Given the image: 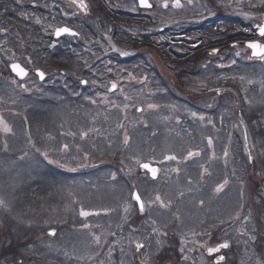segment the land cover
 Returning a JSON list of instances; mask_svg holds the SVG:
<instances>
[{
  "label": "rangeland",
  "instance_id": "obj_1",
  "mask_svg": "<svg viewBox=\"0 0 264 264\" xmlns=\"http://www.w3.org/2000/svg\"><path fill=\"white\" fill-rule=\"evenodd\" d=\"M164 1H169L171 3L177 2V0H159V5H161ZM211 2V6H209L210 3L208 2V0H179L180 7L178 9L169 11V17L167 15H162L159 17L160 20L165 21L160 25L167 26L166 22L175 24L170 26V31H167V35L165 36L164 34L157 35V33H151L156 35L155 38H151V36L149 35H142L143 37L140 38L139 41L134 37L136 41L124 43L122 40H116L112 43L109 38V32L103 30L94 32V34L98 36V38L104 40V43L100 44L107 45L109 49V51L107 52L110 59L116 60V62L120 63V58H126L134 54L139 59L133 63H141V61L150 63V67H152L151 71L153 72L154 76L157 77L153 78V75L149 71H147L145 73L146 76L143 75L141 78H138L133 73L128 72L130 71L128 67H131V65H133L131 63L125 65V67L122 66L119 70H111V68L106 69V64L104 65V67H102V65L100 64L92 67L87 63V67H91L92 69L91 72L96 74L102 71L104 75L98 76L96 74L98 78H95L98 79V83L95 80L91 79L90 83L92 87H94V89L91 91L90 96H85V98L88 100V103L86 104L87 107L80 109L76 102L78 115L76 117V120L74 121L75 125H78L79 118L85 117L89 121L90 128H96L95 126L100 122V117L104 118L102 121L104 126L103 128L110 131V134L115 136L113 140L109 141L110 147L115 143L120 146V152L126 153V155L131 158V161L125 162L124 166L129 167L132 171L140 173V168L138 167V163L140 161L137 160L138 156L136 154L148 157L147 154L148 152H150L148 148L145 149L142 147V133L136 134L135 137L133 135L134 131L137 129H144L146 127H149L150 125L158 123H160L162 126L163 123H168L169 126H172L171 121L176 120L178 114V117L181 118L187 116V112L189 118L198 120V124L197 126H194V133H187L184 136V134L180 135L177 132V135L174 138V142L180 141L182 142V145H184L185 138L189 139L190 136L198 133L201 125H203V128L206 131V133L204 132L205 136H211L209 138L207 137L208 150L212 147L217 149L218 144L215 141L220 142L222 140L221 138L223 137L225 129L228 130L229 134L227 137V143H230L231 140L235 139L233 136H231V133H233L232 129L227 127L229 119L226 108L233 104L232 97H234L235 92L233 91L231 95L225 94L221 97H218L215 95V91H213V95L211 94L210 96L206 97V94L204 93L207 90H212L211 87H213L214 85L213 82L210 84L211 87L207 86V83L199 84L198 88L200 92H198V90H190L192 96L194 97L188 99L190 105L181 111L175 110L171 105H168L166 107L156 105L143 106L138 103L139 100L142 99V95H144V93L140 92L139 85H145L143 87V90L148 89L147 86L150 83L149 78H151L152 82L160 81V83L169 92H171L173 95L178 96V99H182L184 95L183 92L187 88L183 90H180L178 88L177 75L168 69V67L163 62L162 55L160 53L161 50H166L167 54L172 53L187 55L189 50H187L186 48L192 49L194 48L193 46L195 42H197L201 38L203 40V33L201 32V21L203 19L201 18L205 17L204 19H207L215 16V14H212L211 12H206L205 14H203L207 9L216 8L217 2L215 3L214 0H211ZM183 12H191L189 13L188 18L191 19L192 23L191 21H189L188 25L177 26L175 17L179 13ZM242 18L247 19V17ZM3 29H6L5 22H3V25L0 27V31ZM182 30L184 32H180ZM8 32L10 34L21 33H17L15 31ZM46 35H48V33H46ZM144 41H147V43H144ZM26 43L30 44V41H26ZM11 44H15L16 48H18V46L22 43L12 42ZM54 52L60 53L59 56L61 55V49L55 48L51 51L50 54H47L46 56L53 57ZM96 53L97 50L93 52V55L95 56ZM101 55L102 53L99 51L97 53V57H101ZM15 58L16 55L13 53V50L10 49V44L2 42V39L0 38V76H2V78H0V81L7 84L5 89L9 87L14 92H21L23 95L26 94L29 96H31L33 93H38L43 89H46L45 86L40 85L37 82V79L34 76H31L28 80H25L21 83H18L15 79H13L12 76L8 74L9 72L7 69V64L15 60ZM60 59L61 58H59L57 62H59ZM218 61L222 65V60L218 59ZM82 66L86 68L85 65ZM98 70L100 71L98 72ZM187 80L188 79H186V83H183L184 86L188 85ZM218 80L222 81L220 79ZM243 80H241V82H238V84H236L234 81H227V83L232 88L238 90V94L236 95L237 98H235V100L238 102L237 104L239 107V109L237 108V111L242 110L244 107L245 109L250 111L249 115L242 113L239 116L241 117V120L245 125V134L240 129L238 124H236V132L239 133V137L237 139H245L246 143L250 145L249 147L252 148V163L249 164V157L242 154L241 150L238 148V144H234V146L232 147L233 159L231 160V162L235 163L236 165L234 164L235 166H233L228 161H225L223 163L228 164L227 170L229 172H227V174H229L232 178H238L240 177L238 175H240L241 173L243 175L250 171L254 172L256 176L261 178L262 182L259 189V192L261 193L259 195L262 198V201H258V199L254 195L250 194V192L253 193L254 191L253 187L250 185V182H237L232 178L228 179L224 172H222L221 175L217 174V172H214L218 176H216L215 179H212V173L207 172L209 171L210 164H208V169L204 172L206 173L205 178L203 175H201V173L198 174L188 172L191 167H195V162H198L200 160L197 158L195 159V162L194 160L191 161V165L185 166L184 163H182L181 160L178 159L182 157L184 150L188 155L190 152L193 153V155L189 156V158L198 156V152L194 150L196 148L198 149L200 146H198V144L195 146H187L186 144L191 140L190 138L187 142H185V149L183 150L180 148V145L173 144L172 139L167 137L164 140L165 142L161 141V144H154V158H156L158 152L159 155L160 153L164 154L163 159L160 161L164 169L161 176H159L158 181H149L145 179L144 176H140L141 181L139 182V184L144 186L157 185L159 183H165L166 185H168V189L166 190L165 188L163 189L160 187L161 191L165 192L164 195L165 198H167L166 201H162L161 198L160 200H157V196L152 201L148 199L149 215L146 214V218L148 219L145 222L149 227L153 228V231L155 233H158L159 248L168 247L167 244L170 242V240H166L167 234L210 233L214 231V223L206 225V223L210 222L211 220L219 222L221 224V227L219 229H222L223 232H227L229 228L224 229L226 227L225 224L229 225L231 219H244L242 224L245 225H241L238 229V232L246 234L252 226L247 224V222H249L248 219L250 215V219L252 222L256 221L255 216H260L261 220L264 219V198L262 197V195L264 194V128L259 127L260 122L258 117L256 116L257 114L263 113L264 100L262 97L257 95L260 94L259 92L254 93V91L252 90L259 89L256 81L255 83H253L247 79ZM58 83L59 77L56 76L54 77V82L52 85H56ZM109 85H115L112 91L113 93L109 91ZM229 86H227V88H229ZM144 92L148 93L147 91ZM71 98L72 96H68L66 100H71ZM10 100H12V102L7 103L5 101L4 104L11 108L17 105L18 99L16 97H12ZM59 101L61 100L58 97V92L56 91L53 111H51V114H47L46 116H44V119H39L40 115L38 110L33 111L32 123H34L30 127V129L25 127V124L30 123L28 119L25 120V122H27L25 124L18 120L15 127V118L13 123L12 118L10 120L9 118L6 119L3 112H0V226L4 229V231L6 228L5 226H8L6 231L12 232L13 230H15V228L12 227H17L16 222H13L16 219L20 220L22 223L27 222L25 219L17 215L14 216V219L10 218V216H13L14 213L12 210H16L19 212H21L22 210V207L17 204V201L22 198L21 191H26L29 194L32 191L37 192L38 197L40 198L39 200L37 199L38 209L40 205L44 206L47 204V202H49L50 206H53L50 201V197L55 200L53 201V203L55 204H62L66 200V202L71 203L75 200L76 196H79V194H81L86 199L92 197L93 189L90 187V183L86 184L85 182H82V180L77 179L73 183L69 182L67 185L65 183H60V178H58L57 176V173L60 171L57 172L55 168H60V170H63L65 172L76 171L78 169L76 167L73 168L72 166H69L70 163H67L64 159L65 156L73 155L71 154V152L72 150H75V148L70 144H67V140H65L62 145L59 144L62 138L57 137L56 139H54L55 132L52 133L51 139H47V136L44 135V131L48 128L53 129V131H58L59 129H61V125L58 119L61 117V115L66 114L64 113V107H67L68 109V116H70L71 113L75 111L70 103H64L61 101L63 104H60ZM219 105H226V107H220L217 109L216 107ZM197 109H199V111L201 112L195 113ZM182 123L184 124L176 122L177 125L180 124V126H178L179 128H184L187 125L185 121ZM224 125H226V127H223ZM5 126H7V128L9 129L8 131L4 130ZM255 126L262 128L263 130L254 128ZM35 127H37V129H35ZM151 128L154 129V126H151ZM75 129V131H81V133L85 130L80 125ZM252 129L262 133H257L260 137L262 136L261 140H259L257 137H253ZM221 132H223V134ZM95 135H100V130L96 131ZM125 137L128 138L127 143H125ZM155 138L156 137H153L150 141L155 140ZM193 140L195 143L199 142V139ZM44 141L48 143L46 146L47 157L44 160L46 164L50 166L48 171L42 166L43 162L37 155L38 149L36 148V145L39 146L41 143H44ZM209 141H211V144H209ZM49 142H51L52 144H50ZM132 146H134L135 148V154L131 153ZM215 149H212L213 155H217ZM109 151H111V148L109 149ZM39 152H44L42 150V146H39ZM224 155H222L221 157H224ZM167 157H175V159H167ZM84 163H86V161H84ZM112 164L114 165V167H110L111 175L108 177H106L105 175L101 176L98 184V187L107 185L113 186L111 188V191H113L114 186L117 185V181L115 180L118 179V176L115 175V169L116 167H119V165H121V162L119 160H116ZM221 164V162L216 163V169L218 171L222 170ZM112 169L114 170L112 171ZM55 171L57 173H55ZM184 174L187 175V181H183L185 179ZM214 177L215 176H213V178ZM81 178L84 179L83 177ZM102 178L103 180L105 179V181L107 178V184L103 183ZM222 179L224 180L222 181ZM240 180L242 179H239L238 181ZM225 181H227V183H225ZM96 182L98 183V177L94 182H91V184L96 185ZM230 183L233 184L230 185ZM220 185H223V188L219 192H217L216 189ZM213 188L215 189L213 190ZM150 189L152 190V187H150ZM61 190L64 192L63 197L61 194ZM208 190L213 191L211 195L212 197H210L209 195L206 197ZM239 192L240 199H238ZM148 196H150V194H148L147 197ZM214 197L218 200L219 204L214 202ZM30 198H36V193L35 195L30 196ZM6 199H8L10 205H5ZM204 200L206 201V208L204 207ZM231 201H233V203H231ZM162 204L163 206H161ZM230 207H234L237 210L234 213L229 214L226 209ZM3 208L5 210H3ZM127 208L128 210L126 212L130 213L131 208L129 209V206H127ZM124 209H126V207H124ZM154 210H157V214L159 215V217H157L158 219L150 218V212ZM126 212L124 213L122 219L127 218ZM169 213L171 214L169 215ZM182 217L187 221L190 220V224L196 223V225L191 227L185 226L184 219ZM153 222L157 225V230L156 225ZM246 225L248 226V228ZM105 227L106 222L100 221L92 226L91 230H95L93 233H91L90 227L88 225L87 227L83 226L81 228V230L83 229V232L86 234V236L90 238V240L88 241L90 244L87 243V239L85 237H81L78 240V243L74 242L70 245L71 250H69V253H71V255H79L83 251L84 254H81L77 257L78 260H80V264L83 262L86 264H101L100 260L108 264L109 262L107 261V258L105 256H103L102 254H100L101 256L99 257L96 256V254H98L99 252L98 249L96 251L92 249H96L95 247L109 250L122 248V246H125V243L127 241V243L133 241V238L131 239L128 237L125 240V237L130 235L121 236L119 234V240L114 236L112 238L115 239L114 242H112L111 240L107 242V236H103V234H105ZM255 228H259L262 231L263 226L255 224ZM38 230V227H32V230L30 232V235L32 236V238H30L31 240H38L35 236V231L37 232ZM256 231L259 232V230ZM100 232L101 234L99 235ZM64 242L67 245L70 244V241ZM87 250H89V252H85ZM247 257L248 253L245 247L242 246L241 251L237 256L238 264H249L250 261L248 262Z\"/></svg>",
  "mask_w": 264,
  "mask_h": 264
},
{
  "label": "trees",
  "instance_id": "obj_2",
  "mask_svg": "<svg viewBox=\"0 0 264 264\" xmlns=\"http://www.w3.org/2000/svg\"><path fill=\"white\" fill-rule=\"evenodd\" d=\"M191 12H183L179 13L175 18L177 20L176 25L177 26H184L188 25V22L190 21V18H188V15ZM7 18H4V20ZM3 20H0V24L3 25ZM161 22V21H159ZM1 27V26H0ZM6 29L8 28L7 25H5ZM5 31L9 33L7 30ZM145 31L139 30L136 32H129V31H120V33H115L113 34V38L116 41H121L123 38V42H132L136 41L135 38L139 39L142 38V35H149L151 38H155V34L151 33H143ZM17 33H19V30H17ZM23 33V32H21ZM16 34V38L19 42H26L29 41L31 38L30 37L32 34H26L27 32L23 34ZM157 35H161V32L157 31ZM0 34L2 35L1 31ZM13 35V34H10ZM122 38H120V36ZM30 37L29 39L27 37ZM80 37V35H78ZM135 37V38H134ZM153 41V40H152ZM144 43H147V41H144ZM159 45V44H158ZM80 47V45L78 46ZM213 47V44H207V48L204 45H201V47L198 48H186L189 50L187 55L184 54H172L168 53L167 51L161 50V55H162V60L165 63V65L168 67L169 70L174 72L177 75L178 82L177 86L180 90H183L186 92V94L183 95L182 99H178L176 95H173L171 92H169L161 83L160 81L158 82H152L151 78H149V85L147 86L148 89L143 90V87L145 85H139L140 92L144 93L142 95V99L139 100L138 103H140L143 106H149V105H156V106H161V107H166L168 105L173 106L175 110H184L187 106L190 105L188 99L193 98L192 94L190 93V90H199L198 85L199 84H204L208 83L209 81L212 82V80L216 79L218 80L219 77V71L218 70H213L206 75L207 77L204 78L202 76V61L204 60V57L206 55L205 49H210ZM30 51V57H31V63L33 64V61L35 62V57L34 56V48L33 47H28ZM10 49L17 52L18 48H16L15 44H10ZM75 50V48H74ZM191 50V52H190ZM74 52L77 51H72L70 49H65L64 50V58H61L59 62H57L58 58L50 59V57L45 56L44 59L42 60V63L39 67L47 70L49 73L57 72V73H66L67 80H72L73 78H79L80 76H85L84 66H82V60H80L77 64L74 63L72 55H75ZM81 53V52H79ZM106 56H108V52L105 53ZM21 57L23 55L21 54ZM141 57V56H139ZM110 58V57H108ZM139 58H137L135 55L132 57H129L125 60H121V62H116V60L110 61V68L113 70H119L122 66L125 67V65L131 63V67H128L130 73H133L136 75L138 78H141L143 75L146 76V72L149 71L152 75L153 78H157L154 76L152 70V67H150V63H146L145 61L136 62ZM38 60V58H37ZM39 61V60H38ZM84 61V60H83ZM92 63V60H89ZM27 63V62H26ZM25 63V64H26ZM43 64L45 66H43ZM104 65H102L103 67ZM216 67V66H212ZM100 70H98L99 72ZM104 73L100 71V75L102 76ZM211 76V77H208ZM186 79L188 82L187 86H184L183 83H186ZM207 79V80H206ZM61 81H63L62 78H59V83L43 89L41 92L38 93H33L31 96L22 94L21 92H14L11 88L5 87L7 86L5 83L0 82V112H3L4 116L6 119L9 118V120L12 118V122L14 123V118H15V127H16V122L19 120L23 124L27 123L25 122L26 119L29 120L30 123L25 124V127L30 129V127L33 125L32 120V112L38 110L39 111V119H44L43 117L46 116L47 114H51V111H53V106H54V97H56V91H62V94H58V97L62 99V102L64 103H70L75 111L71 113L70 116H68V109L67 107H64V115H61V117L58 119L61 129L58 131H53V129H46L44 131V135L47 137H51L52 133L55 132L54 137H61L62 140L59 142V144H63L65 140H67V144H70L72 147L75 148V150H72L78 154V149L79 147L84 148L91 137L96 134V131L100 130V135L99 138H93L96 140V142L101 145L102 141L105 139L107 141H111L115 138L114 135L110 134V131L105 130L103 127V119L100 117V122L95 126L96 128H90V124L87 118L81 117L78 119V125H75V120L78 115L77 111L78 109L75 107L72 99H67L69 95H67L64 90H63V85H61ZM102 82V80H101ZM73 85L77 90H84L87 88H91L89 86L82 87L78 83L73 81ZM180 85V86H179ZM177 88V87H176ZM147 91L148 93L144 92ZM21 93V94H20ZM190 96V97H189ZM12 97H16L18 99L17 105L13 106L12 108L5 105V101L7 103L12 102L10 100ZM61 101H59L60 104H63ZM78 106L80 109H83L87 107V101L84 100H78ZM65 106V105H64ZM249 108V107H248ZM190 109V108H188ZM251 109V108H249ZM242 112H245L246 115H249L250 113L246 112L244 109L241 110ZM199 109L195 111V113H200ZM187 116L184 117H178L176 120H172V126H169L168 123H163V126L158 123V124H153L150 125L149 127H146L144 129H137L134 131L133 135L136 137V134L142 133V147L143 148H148L150 152H148V157H144V155H139L137 160H152L154 162H159L163 159V153L159 152L154 158L153 156V151H154V144L159 143L161 144V141H164L167 137L172 139L173 135H177V132L181 135L184 134V136L187 133H194L195 129L194 126H197L198 120L189 118L188 113L186 112ZM231 114V113H230ZM96 115V112H95ZM95 117V116H94ZM188 120V121H187ZM186 122V126L184 128H179L180 124H176V122H180L181 124H184L182 122ZM81 126L85 130L81 133V131H75V128H78V126ZM260 126H263L264 124H259ZM151 126H154V129L151 128ZM228 126V124H227ZM200 130L198 133L193 134V136H190L193 139H200L203 136V133L205 129L203 128V125L200 126ZM223 127H226L224 125ZM254 128H259V127H254ZM37 129V127H35ZM260 130H263L262 128H259ZM226 130V129H225ZM224 130V131H225ZM253 137H257L259 140H261V137L257 134H262L256 130H253ZM80 133V134H78ZM169 133V134H168ZM61 134V135H60ZM168 135V136H167ZM153 137H156L155 140L150 141ZM192 139V146L197 145L200 146L198 149L196 148L194 151H201L202 153L204 152V143L202 142H194ZM150 141V142H148ZM56 142V141H55ZM54 142V143H55ZM165 142V141H164ZM52 144L51 142H49ZM57 143V142H56ZM47 142L44 141V143H41L39 146L46 147ZM114 145H118L115 143ZM181 149H183L184 145L180 142L179 144ZM38 146V148H39ZM110 148H108L106 151H103V154L106 156V158L111 161L110 164H107L104 166V169L107 171H110V167H114L112 164L114 161L119 160L121 162V165L119 167H116L115 169V175L118 176V179L115 180L117 181L115 185L116 188L114 187V190L111 191V188L113 186L107 185L105 188L98 187L100 177L102 176V173H98L94 179L98 177V183L96 182V187L93 186L92 190V197L86 199L84 198L81 194L79 196H76V201L78 204H83L84 202H88L89 207L94 210H99V209H104L106 207H109L110 209V215H109V221L111 224L116 223L119 226V230L115 231L117 235H126V233L131 232V230L127 229L128 225L132 226L133 228L136 227V224H127L125 221H123V216H124V207H126V211L128 210L127 206H130V199H129V194L130 192L124 191V193L121 192V188H118L117 186H123L126 184V180L128 177L123 173L124 169V163L127 161H131V158L128 156H119V152L111 148V151H109ZM162 151V150H161ZM182 151V150H180ZM113 152V153H110ZM131 153L135 154V148L132 146L131 148ZM39 155V151L37 153ZM155 155V154H154ZM178 160H181L183 163V158L180 157ZM195 162V161H194ZM197 165H199V161L195 162ZM235 164V163H234ZM185 165V164H184ZM236 165V164H235ZM186 166V165H185ZM170 167V166H169ZM190 173H193L192 171H188ZM185 179L183 181H187L186 179V174ZM198 175V174H197ZM242 173L238 176V178H232L233 180L237 182H243L246 181V183L250 182V185L253 187L254 191L253 193L250 192V194L254 195L258 201H262V198L260 197L259 189H260V184H261V178L256 179L255 173L252 172L251 175L243 174ZM81 177H85L86 184L88 183V180L92 178L91 173H87L84 175H80ZM216 177V176H215ZM239 179H242L238 181ZM158 181V180H157ZM105 182V181H104ZM62 183V182H61ZM65 184L68 185L69 182H64ZM112 184V183H111ZM90 185V184H89ZM109 186V187H108ZM152 187V195L158 194L159 197L162 199V201H166L167 198H165V192L161 191V188L168 189V185L165 183H159L157 185H150ZM58 187V186H57ZM161 187V188H160ZM26 190V189H25ZM36 193V198H30V196L35 195ZM177 193V192H176ZM185 193V192H183ZM22 198L17 201V204L22 207L21 212L12 210L13 216H10V218L14 219V216H20L21 218L25 219L27 222L22 223L20 220H14L13 222H16L17 227H12L15 228V230L11 231H6L8 226H5V231L3 228L0 226V264H71V258L69 253V250H71L70 245L71 244H66L64 241L58 240L57 236L50 238L47 237V229L52 228V227H68L73 225V227L79 226L81 223V220H76L74 222H66L69 219V216L66 215L64 219L61 222L57 221L58 215L57 212L59 209L65 208L67 212H69V207H70V202H64L62 204L60 203H53L55 201L52 197H50V201L53 204V206H50L49 202H47L46 205H44V209L42 210L41 205L39 206L38 209V203L37 199L39 200L40 198L38 197V194L36 191H32L30 194L27 193L26 191H21ZM62 197L64 196V192L61 190ZM178 194V193H177ZM183 195V194H182ZM210 196V192L207 193V196ZM108 203H106V198ZM154 199V198H153ZM151 199V200H153ZM240 199V192H239V198ZM7 200V201H6ZM5 200V205H10V202L8 199ZM200 201V200H199ZM215 203H218L217 201H214ZM222 205V204H220ZM104 206V208H102ZM132 209L135 211H131L130 213L126 212V217H128L130 214H133L132 216L136 217L138 223H141L143 227V231H147L150 229L148 224L145 222L148 218H146V214L149 215V207L147 208V211L140 215L137 214L135 206L131 205ZM204 207L206 208V201L204 200ZM130 209V208H129ZM3 210H5L3 208ZM227 210V209H226ZM233 211H229V214H231ZM5 214V213H4ZM171 213H169L170 215ZM251 216V215H250ZM133 219L135 220V218ZM159 217L157 214V210L151 211L150 212V218H156ZM220 217V216H219ZM259 217V216H255ZM45 218V219H44ZM186 218V217H185ZM256 221H251L247 222V224L252 225L250 229L248 230V233H242L247 237H250L254 235V237H258L261 233H263L264 229V220L261 219H255ZM261 220V221H260ZM91 224L94 225L97 223V220L95 218H92ZM136 221V220H135ZM134 221V222H135ZM242 220L238 221V229L242 224ZM61 223V224H59ZM255 224L257 225H262L263 229L255 228ZM193 226L196 225V223L192 224ZM39 228V230L36 232L35 231V236L37 237L38 240H31L32 236L30 235V232L32 230V227ZM247 226V225H246ZM122 228V229H121ZM248 228V226H247ZM256 230H259L257 232ZM95 231V230H93ZM213 232V231H212ZM15 235V236H13ZM40 237V238H39ZM76 239V238H75ZM41 241H43L45 244H43ZM261 248V246H260ZM58 255V256H57Z\"/></svg>",
  "mask_w": 264,
  "mask_h": 264
},
{
  "label": "flooded vegetation",
  "instance_id": "obj_3",
  "mask_svg": "<svg viewBox=\"0 0 264 264\" xmlns=\"http://www.w3.org/2000/svg\"><path fill=\"white\" fill-rule=\"evenodd\" d=\"M214 1L217 2L216 8L207 9L203 14L211 12L215 16L207 19H204L205 17L201 18L203 19L201 21L203 40L201 38L197 44L204 46L213 44L211 49H217L218 52L216 55H210L209 51L211 49H205L207 50L205 55L207 57H204L203 60L202 74L206 77L210 71L218 70V79L222 81L212 80L215 87H227L229 86L227 81H234L236 84L242 79H248L253 83L256 81L259 89L253 91L254 93L259 92L260 94L257 95L264 100V57H253L251 49L246 45L249 42L264 45V36H261L259 32L260 26L264 25V0ZM75 3L78 4V0H0V20H3L5 25L8 26V31L45 32L50 19L54 21L61 19L65 24L77 23L79 15H85L91 10H98L100 13L102 12V15L107 16L109 20L99 26L95 24L97 29L108 32H122L128 29L124 22H130L144 25L141 28H132V30L151 32L158 25L159 14L169 17L168 13L173 10L174 6L169 1H164L159 5V0H147V9H142L139 7L137 0H81L79 8L74 9L73 4ZM130 17H133L134 20H130ZM242 17H247V19ZM4 18L7 19L4 20ZM117 18H119L118 24L115 25ZM161 31H164V29L162 28ZM169 31L170 28L168 27ZM61 44L84 43L62 42ZM213 57L221 59L222 65L218 64L216 67H212V62L216 61ZM233 91L235 92L234 97H232L233 103L236 104L235 98H237L238 90L229 86V88L220 92L224 95H231ZM210 93L211 91L207 90L204 94L207 97V94ZM259 116H264V114ZM259 122L261 123V120ZM262 123L264 124V120ZM232 124H238L244 130L242 122L236 121ZM256 179L260 178L257 177ZM130 202L139 214L137 205L132 201ZM131 211L135 210L131 207ZM145 212L144 207L143 214ZM71 214L74 217L78 216L76 209L72 210ZM65 215L66 211H62L57 221L61 222ZM132 215H129L123 221L127 224H136L135 228L128 225L127 229L131 232L126 233L130 236L125 237V240L128 237L133 238V241L129 242L130 244L127 241L125 246L121 245L122 248L111 250L95 247L96 249L92 250H99L96 254L97 257L102 254L107 258L108 264H238L237 256L241 251V247L244 246L247 249L249 264H264V229L258 237H254V235L247 237L238 232V220L231 219L229 225L222 226L225 227L224 229L229 228L227 232L219 229L221 224L217 222L214 223V226L218 225L217 228L210 233L167 234L166 240H170L167 244L168 247L159 248L158 233H155L152 227L147 231H143L141 223H138L136 217ZM102 220L106 222L108 219L103 217ZM65 233L67 232L62 230L60 234L65 235ZM224 243L228 244L227 248H220L219 251L209 253L210 248H218L219 245ZM138 244L143 245V247L137 249ZM85 252H89V250ZM81 254H84L83 251L76 257ZM221 256L224 257L223 260H219ZM100 261L101 264H107L102 260ZM75 262H79L78 258L72 264Z\"/></svg>",
  "mask_w": 264,
  "mask_h": 264
},
{
  "label": "snow or ice",
  "instance_id": "obj_4",
  "mask_svg": "<svg viewBox=\"0 0 264 264\" xmlns=\"http://www.w3.org/2000/svg\"><path fill=\"white\" fill-rule=\"evenodd\" d=\"M141 3L144 4L145 6H148L146 4L145 0H141ZM176 6H179V0H177ZM82 7H83V5H82ZM69 31L70 30L67 29V28H62V29L58 30L57 34H59L61 32H69ZM259 32H260L261 36H264V25L260 26ZM247 47L253 49V55L254 56L264 57V45H261V44L255 43V42H249ZM13 70L16 71L17 74H19V75H24L23 70L20 69L19 66H17V65H13ZM40 75H41V78H43V73H40ZM113 87H115V85H113ZM4 130L8 131L9 129L7 128V126H5ZM127 142H128V138L125 137V143H127ZM209 144H211V141H209ZM192 155H193V153L190 152L189 156H192ZM197 155H198V153H197ZM225 155H227V153H225ZM167 159H175V157H167ZM249 159H251V157H249ZM141 167H143V168L147 169L148 171H150L152 173L153 178H155L156 173H157V169L150 168L148 164H142ZM225 183H227V181H225ZM222 188H223V185H220V186L217 187L216 191L219 192ZM132 198L139 204L140 211L143 212L144 211V204L141 202L140 196L138 194H136V193H133L132 194ZM156 199L160 200V197L157 196ZM161 206H163V204ZM90 214L91 213H89L87 211H83V210L80 212V215L84 216V217H86V216H88ZM84 226L87 227V225H84ZM51 234H54V233H50V235ZM141 247H143V245H141V244L137 245V249H139ZM227 247H228V244L224 243V244L219 245L218 248H215V249H211L210 248L209 249V253L211 254L212 252L219 251L220 248H227ZM223 259H224L223 256L219 257V260H223Z\"/></svg>",
  "mask_w": 264,
  "mask_h": 264
},
{
  "label": "water",
  "instance_id": "obj_5",
  "mask_svg": "<svg viewBox=\"0 0 264 264\" xmlns=\"http://www.w3.org/2000/svg\"><path fill=\"white\" fill-rule=\"evenodd\" d=\"M138 1H139L140 6L145 7V5L141 3V0H138ZM145 2L147 4V1L146 0H145ZM62 28H66V27H61V28L56 29L55 34H54L55 38H58L59 36H61L63 34H70V33L73 34V31H71L70 29H69L70 30L69 32H61V33L57 34L58 30L59 29H62ZM246 45H248V43ZM251 51H252V56H254L253 55V49H251ZM13 65L19 66V68L23 70L24 75L17 74V72L13 70ZM9 68L11 70V73L13 75H15L19 80H23L27 76V74H28V71H26L24 68H22L18 63H12V64H10ZM36 73L39 74V79L42 80L41 75H40L41 72L37 71ZM149 167H150V165H149ZM141 168L142 169H145L143 167H141ZM150 168H152V167H150ZM153 168L157 169L156 167H153ZM145 170H147V169H145ZM148 172L150 173V176L153 178L152 173L150 171H148ZM138 207H140L139 204H138Z\"/></svg>",
  "mask_w": 264,
  "mask_h": 264
}]
</instances>
